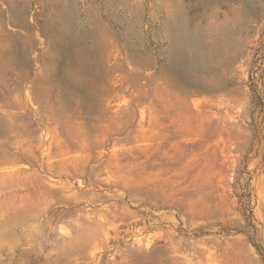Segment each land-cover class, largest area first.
Masks as SVG:
<instances>
[{
    "label": "rangeland",
    "instance_id": "1",
    "mask_svg": "<svg viewBox=\"0 0 264 264\" xmlns=\"http://www.w3.org/2000/svg\"><path fill=\"white\" fill-rule=\"evenodd\" d=\"M0 264H264V0H0Z\"/></svg>",
    "mask_w": 264,
    "mask_h": 264
}]
</instances>
